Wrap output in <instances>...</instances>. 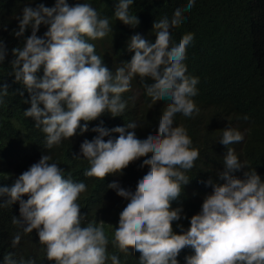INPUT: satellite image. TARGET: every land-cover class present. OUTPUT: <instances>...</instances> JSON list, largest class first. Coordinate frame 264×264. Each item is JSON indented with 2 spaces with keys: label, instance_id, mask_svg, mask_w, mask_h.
Wrapping results in <instances>:
<instances>
[{
  "label": "trees",
  "instance_id": "16d2710c",
  "mask_svg": "<svg viewBox=\"0 0 264 264\" xmlns=\"http://www.w3.org/2000/svg\"><path fill=\"white\" fill-rule=\"evenodd\" d=\"M9 163L0 264H264V0H0Z\"/></svg>",
  "mask_w": 264,
  "mask_h": 264
},
{
  "label": "clouds",
  "instance_id": "9594fccd",
  "mask_svg": "<svg viewBox=\"0 0 264 264\" xmlns=\"http://www.w3.org/2000/svg\"><path fill=\"white\" fill-rule=\"evenodd\" d=\"M79 22H83V21L80 20ZM97 46H98L97 41L92 38L85 43V45L82 47V51H84L88 55H92L95 53ZM138 98H139L138 94L129 95V96H126L122 101H120L119 103L111 107L108 111V115L110 117L111 123H114V124H119V123H124V122L137 123L135 121H128L126 117L128 114V107L131 104H134L136 99ZM232 130H239L242 134H244L240 129L234 126H231L230 129L225 134V136L228 133H230ZM223 156L226 159L233 160V159H236L239 155L233 150L223 149ZM233 166L234 168L239 167V169H241L244 166V163L242 161H238L231 165V167ZM14 174L8 173V175H10L8 176L10 180L8 184L10 186L22 188L24 185L22 181V176L16 173L17 181L13 184L12 177ZM226 196L228 197V192H226ZM235 216L239 223L243 224L246 222V219L244 218V216H237L236 214ZM218 242H230V241H218L209 236H201L199 238H195L191 240L189 243L186 244V246H188V249L183 253L182 264H223L221 261V258L218 255L219 251L217 247L215 246V243H218Z\"/></svg>",
  "mask_w": 264,
  "mask_h": 264
},
{
  "label": "rangeland",
  "instance_id": "374dc122",
  "mask_svg": "<svg viewBox=\"0 0 264 264\" xmlns=\"http://www.w3.org/2000/svg\"><path fill=\"white\" fill-rule=\"evenodd\" d=\"M15 165L14 164H5V165H3V166H1L0 165V174L2 173V172H7L6 173V175L9 173V174H14L15 172H14V169H15V167H14ZM2 169H6L7 171H2ZM17 181V177H16V174H14L13 175V177H12V182H13V184L15 183Z\"/></svg>",
  "mask_w": 264,
  "mask_h": 264
}]
</instances>
